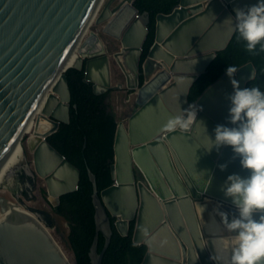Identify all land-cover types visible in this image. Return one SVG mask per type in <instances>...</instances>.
Listing matches in <instances>:
<instances>
[{
  "label": "water",
  "instance_id": "obj_1",
  "mask_svg": "<svg viewBox=\"0 0 264 264\" xmlns=\"http://www.w3.org/2000/svg\"><path fill=\"white\" fill-rule=\"evenodd\" d=\"M102 1L0 0V164L16 140L28 135L24 129L29 119L36 122L28 138L32 159L25 151V163L4 171L6 178L28 174L39 184L43 180L53 206L78 189L81 170L48 137L71 121L67 70L85 69V80L94 84L96 94L126 86L136 91L138 105L128 121H118L113 184L100 191L89 168L97 225L92 263L103 264L115 217L124 236L136 222L134 242L148 246L141 264H219L217 255L228 264L230 254L221 252L215 241L231 240L233 234L216 212L238 215L223 188L229 175L247 177L249 172L230 147L207 151L206 135L214 140L216 126H232L230 78L224 73L193 103L189 94L232 40L235 32L227 20L233 18L234 26V11L259 0H181L172 13H160L142 85L149 17L140 13L136 0H108L97 13ZM95 15V28L86 34ZM103 34L118 40L120 48H109ZM115 64L124 72L126 85H113ZM256 76L249 62L232 79L243 89ZM190 106L197 109L196 121L206 135L195 123L188 132L163 130L169 118ZM52 225L47 211H26L0 195V264H73ZM100 233L106 238L102 252Z\"/></svg>",
  "mask_w": 264,
  "mask_h": 264
},
{
  "label": "trees",
  "instance_id": "obj_2",
  "mask_svg": "<svg viewBox=\"0 0 264 264\" xmlns=\"http://www.w3.org/2000/svg\"><path fill=\"white\" fill-rule=\"evenodd\" d=\"M180 2L181 0H136L135 2L140 13L149 17V33L141 58V85L145 82L143 65L156 40L157 16L160 13H172ZM244 48L242 41L237 42L235 33L227 48L218 52L208 70L194 83L190 90L189 101L195 102L212 83L226 73L227 66L235 65L239 68L249 62L254 63L257 76L248 82L247 87L259 86L264 90V53L252 56ZM66 73L72 93L71 121L62 123L48 140L81 170V179L78 189L63 195L60 204L53 206V210L70 223L69 238L77 264H93L90 252L97 225L96 207L93 201L94 185L89 168L96 174L100 191L113 184L112 165L115 161L118 116L107 102L113 89L104 94H96L94 84L85 80V69L70 68ZM133 91L129 90V92ZM115 221L116 218L112 217L113 235L110 246L105 252L103 264H141L148 246L134 242L136 222H131L130 232L124 236L118 231ZM105 244L106 238L100 233L99 252L103 251Z\"/></svg>",
  "mask_w": 264,
  "mask_h": 264
},
{
  "label": "clouds",
  "instance_id": "obj_3",
  "mask_svg": "<svg viewBox=\"0 0 264 264\" xmlns=\"http://www.w3.org/2000/svg\"><path fill=\"white\" fill-rule=\"evenodd\" d=\"M227 21L236 33L237 42H243L249 55L264 53V0L246 10L236 9L234 26L233 18ZM237 70L235 65L226 67L233 89L228 113L231 127L216 126L214 140L211 139L202 123L196 121L197 109L190 106L169 118L163 130L188 132L194 123L199 124L210 144L207 151L226 146L239 158L249 175H229L223 188L224 196L231 199L238 215L230 218L226 212H216L225 230L233 235L231 240L215 241V245L221 252L230 254L228 264H264V90L259 86L240 89L239 82L232 79ZM204 211L201 207V212ZM214 259L222 264L220 256Z\"/></svg>",
  "mask_w": 264,
  "mask_h": 264
},
{
  "label": "rangeland",
  "instance_id": "obj_4",
  "mask_svg": "<svg viewBox=\"0 0 264 264\" xmlns=\"http://www.w3.org/2000/svg\"><path fill=\"white\" fill-rule=\"evenodd\" d=\"M108 0H103L101 6L99 7L98 12L102 9V7L106 4ZM95 18L96 15L93 17L91 24L86 31V34L90 29L95 28ZM105 43L108 45L109 48L119 49L118 46L115 44L114 40L106 35H102ZM120 44V43H119ZM113 74V85L118 83H123L126 85V78L123 75L121 68L118 65H114L112 69ZM137 93L136 91L129 92V89L125 86L121 89H113L109 97L107 98V102L110 104L111 108L116 112L117 116L120 117L123 121H128L129 116L136 110L137 108ZM33 128L31 131L26 132L28 135L22 134V143L27 152L28 158L32 159V152L29 148L28 138L32 134ZM45 189V190H43ZM0 195L7 197L9 200L19 203L16 199V196L13 192L8 188H0ZM26 201L28 206H25L28 210L29 208H38L47 211L48 217L52 219L53 225L50 227L51 232L58 240V242L63 247V250L68 255L72 263L77 264L75 252L71 246L70 242V233L71 227L69 221L62 215L56 213L53 210V203L51 198L46 190V185L43 180L40 179L39 187L37 188L36 192L34 193V197L23 199Z\"/></svg>",
  "mask_w": 264,
  "mask_h": 264
},
{
  "label": "bare ground",
  "instance_id": "obj_5",
  "mask_svg": "<svg viewBox=\"0 0 264 264\" xmlns=\"http://www.w3.org/2000/svg\"><path fill=\"white\" fill-rule=\"evenodd\" d=\"M36 126L35 117H31L27 124L25 125V132H29L32 130L34 131V127ZM48 127L47 125H43L42 129L46 130ZM32 131V133H33ZM22 136L20 139L16 140V142L11 146L8 150L4 160L0 164V188H8L11 189V184L9 181H12L15 177H10L9 179L6 178V174L4 171L9 170L10 167H15L16 165H20L25 163V148L23 146ZM11 203L19 206L20 208L29 211L23 204H18L10 200ZM69 258V257H68Z\"/></svg>",
  "mask_w": 264,
  "mask_h": 264
},
{
  "label": "flooded vegetation",
  "instance_id": "obj_6",
  "mask_svg": "<svg viewBox=\"0 0 264 264\" xmlns=\"http://www.w3.org/2000/svg\"><path fill=\"white\" fill-rule=\"evenodd\" d=\"M9 183L11 184L12 192H15L21 200L25 198L28 199L30 195L34 197V193L39 187V181H34L28 174L21 175L18 180L14 178L12 181H9Z\"/></svg>",
  "mask_w": 264,
  "mask_h": 264
},
{
  "label": "crops",
  "instance_id": "obj_7",
  "mask_svg": "<svg viewBox=\"0 0 264 264\" xmlns=\"http://www.w3.org/2000/svg\"><path fill=\"white\" fill-rule=\"evenodd\" d=\"M114 42H115V44L118 46V48L120 47V44H119V41L118 40H115L114 39ZM122 70V69H121ZM152 71V73H154L155 72V68H153V70H151ZM123 72V71H122ZM123 75H124V77H125V74H124V72H123ZM126 78V77H125ZM120 120H122V119H120V117H118V121H120Z\"/></svg>",
  "mask_w": 264,
  "mask_h": 264
},
{
  "label": "built area",
  "instance_id": "obj_8",
  "mask_svg": "<svg viewBox=\"0 0 264 264\" xmlns=\"http://www.w3.org/2000/svg\"><path fill=\"white\" fill-rule=\"evenodd\" d=\"M165 135H166V133H163V134H161V135H160V137H162V138H163Z\"/></svg>",
  "mask_w": 264,
  "mask_h": 264
}]
</instances>
